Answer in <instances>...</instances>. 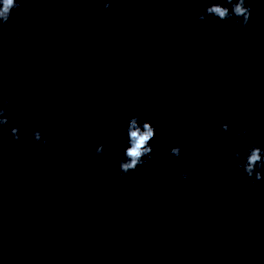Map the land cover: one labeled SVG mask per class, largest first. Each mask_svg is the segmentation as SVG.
Masks as SVG:
<instances>
[{
	"label": "water",
	"instance_id": "water-1",
	"mask_svg": "<svg viewBox=\"0 0 264 264\" xmlns=\"http://www.w3.org/2000/svg\"><path fill=\"white\" fill-rule=\"evenodd\" d=\"M250 6L248 32L212 17L199 24L203 3L105 12L50 0L13 11L3 33L12 103L0 153V264H264V180L249 190L231 156L249 147L236 128L250 127L248 139L264 147V0ZM129 42L136 51L121 47ZM136 115L156 129L154 158L110 179ZM224 122L231 133L219 131ZM37 128L47 147L30 139ZM93 139L105 145L102 159ZM174 146H184L180 158ZM28 152L39 154L31 164ZM188 160L197 175L181 189L170 173Z\"/></svg>",
	"mask_w": 264,
	"mask_h": 264
},
{
	"label": "clouds",
	"instance_id": "clouds-1",
	"mask_svg": "<svg viewBox=\"0 0 264 264\" xmlns=\"http://www.w3.org/2000/svg\"><path fill=\"white\" fill-rule=\"evenodd\" d=\"M35 2H50V0H0V153H2V133L3 127L11 122L9 115L11 108V100L6 97L3 91V33L10 25L12 19V13L14 10H22L24 4ZM55 2H74V3H91L96 7L102 6L103 11L107 12L112 8L113 4L126 3V2H164V3H183V4H206L207 7L194 16V19L202 25L208 17H212L220 22L229 23L236 31L248 32L250 29V19L253 9L252 3L259 2V0H55ZM229 5L231 7H229ZM193 11V9H189ZM97 18H100L101 12L96 13ZM181 23H186V20L182 19ZM191 31V28L187 29ZM31 26L25 28V32H30ZM126 40L130 41L131 38L127 33H121ZM259 36V33H257ZM13 39L23 42L24 37L20 34L14 35ZM121 47L125 49H131L136 51L134 45L130 42L122 44ZM9 53L12 52V46L7 48ZM49 99L53 102V107L59 109L61 107V100L59 96L50 95ZM17 102H21V97H17ZM250 123V122H249ZM127 127L122 130V134L126 136L125 143L126 149L121 154V158L117 165L111 169V176H119L121 179L129 177L133 172L137 170L141 165L147 164L154 158L156 149L151 145L150 141L156 135V129L149 121H142L140 115L130 117L127 121ZM235 125H230L227 122L221 124L219 129L222 133H231ZM251 131L250 127H245L243 130L236 128L235 134L237 137L244 138V144L249 145L245 152L234 151L231 153L232 159L236 162L235 167L242 170L250 181L249 190L254 189L261 180H264V147L252 143L248 139V134ZM9 137L11 141H20V128L13 126L9 130ZM101 138L105 141H111L110 135H104V131H101ZM30 139L35 143L40 144L42 147H47L50 143L48 136L39 128L35 129L30 136ZM92 143L95 145L94 154L97 158L102 159L105 153V145L101 143V139H93ZM184 151V146H174L170 150V155L173 158H180ZM39 155L38 153L28 152L27 163L31 164L32 159ZM202 159L200 155L196 156V161L199 162ZM189 168L191 171H189ZM34 167H29L27 171L31 172ZM174 178L180 181L181 189L184 188L185 182L192 180L197 175V169L192 160L187 161V167L180 170L173 169L170 173ZM204 195H210V191L204 189ZM217 255H220L222 250L219 245L213 250ZM213 253H208L211 256ZM189 256L193 253H188ZM203 264H209L207 258L203 260Z\"/></svg>",
	"mask_w": 264,
	"mask_h": 264
}]
</instances>
